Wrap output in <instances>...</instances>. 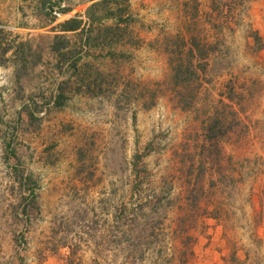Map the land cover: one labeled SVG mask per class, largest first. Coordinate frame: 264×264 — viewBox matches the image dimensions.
<instances>
[{
	"label": "rangeland",
	"instance_id": "1",
	"mask_svg": "<svg viewBox=\"0 0 264 264\" xmlns=\"http://www.w3.org/2000/svg\"><path fill=\"white\" fill-rule=\"evenodd\" d=\"M0 264H264V0H0Z\"/></svg>",
	"mask_w": 264,
	"mask_h": 264
},
{
	"label": "trees",
	"instance_id": "2",
	"mask_svg": "<svg viewBox=\"0 0 264 264\" xmlns=\"http://www.w3.org/2000/svg\"><path fill=\"white\" fill-rule=\"evenodd\" d=\"M69 21L75 22V24H73V26H72L73 28H77L78 27V25H79V21L78 20L73 18V19H70Z\"/></svg>",
	"mask_w": 264,
	"mask_h": 264
}]
</instances>
